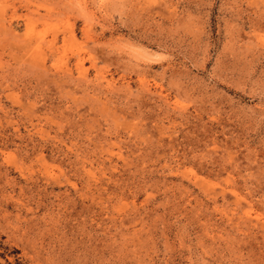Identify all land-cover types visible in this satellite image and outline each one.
I'll return each instance as SVG.
<instances>
[{"label":"rangeland","instance_id":"1","mask_svg":"<svg viewBox=\"0 0 264 264\" xmlns=\"http://www.w3.org/2000/svg\"><path fill=\"white\" fill-rule=\"evenodd\" d=\"M0 264H264V0H0Z\"/></svg>","mask_w":264,"mask_h":264}]
</instances>
